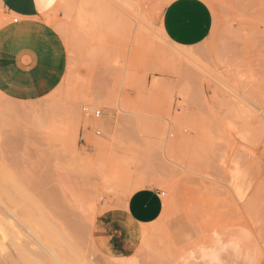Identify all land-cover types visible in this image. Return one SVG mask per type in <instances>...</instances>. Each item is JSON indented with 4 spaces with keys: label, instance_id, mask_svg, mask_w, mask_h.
Masks as SVG:
<instances>
[{
    "label": "rangeland",
    "instance_id": "1",
    "mask_svg": "<svg viewBox=\"0 0 264 264\" xmlns=\"http://www.w3.org/2000/svg\"><path fill=\"white\" fill-rule=\"evenodd\" d=\"M203 1L190 47L163 33L165 0L55 1L60 81L0 90V264H264V0ZM141 187L163 211L136 231Z\"/></svg>",
    "mask_w": 264,
    "mask_h": 264
},
{
    "label": "crops",
    "instance_id": "2",
    "mask_svg": "<svg viewBox=\"0 0 264 264\" xmlns=\"http://www.w3.org/2000/svg\"><path fill=\"white\" fill-rule=\"evenodd\" d=\"M55 1L0 0V9L13 15L12 21L0 26V90L6 94L39 97L60 81L65 66L64 46L44 20ZM212 21V12L203 0H165L159 25L172 43L190 47L206 38ZM160 195L157 188L141 187L127 196L123 214L136 231L159 218L163 211ZM122 233L118 230L114 236ZM202 257L212 260L216 254L204 252Z\"/></svg>",
    "mask_w": 264,
    "mask_h": 264
},
{
    "label": "built area",
    "instance_id": "3",
    "mask_svg": "<svg viewBox=\"0 0 264 264\" xmlns=\"http://www.w3.org/2000/svg\"><path fill=\"white\" fill-rule=\"evenodd\" d=\"M15 19H16V18H14V20H15ZM84 110H86V108H85ZM92 113H93V115H94L95 117H98V116L100 115V110H99V109H94V110L92 111ZM95 134H99V130H95ZM160 194L163 195L164 192H163V191H160Z\"/></svg>",
    "mask_w": 264,
    "mask_h": 264
}]
</instances>
